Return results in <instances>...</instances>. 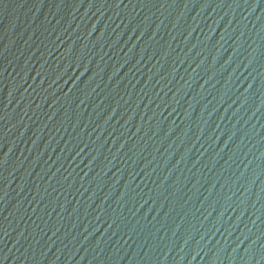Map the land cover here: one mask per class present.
I'll return each mask as SVG.
<instances>
[{"label":"water","instance_id":"obj_1","mask_svg":"<svg viewBox=\"0 0 264 264\" xmlns=\"http://www.w3.org/2000/svg\"><path fill=\"white\" fill-rule=\"evenodd\" d=\"M0 264H264V0H0Z\"/></svg>","mask_w":264,"mask_h":264}]
</instances>
